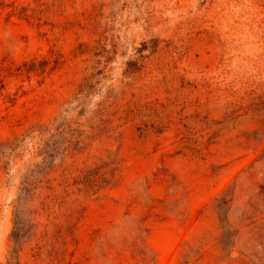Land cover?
Wrapping results in <instances>:
<instances>
[{
	"label": "rangeland",
	"instance_id": "rangeland-1",
	"mask_svg": "<svg viewBox=\"0 0 264 264\" xmlns=\"http://www.w3.org/2000/svg\"><path fill=\"white\" fill-rule=\"evenodd\" d=\"M0 264H264V0H0Z\"/></svg>",
	"mask_w": 264,
	"mask_h": 264
},
{
	"label": "trees",
	"instance_id": "trees-1",
	"mask_svg": "<svg viewBox=\"0 0 264 264\" xmlns=\"http://www.w3.org/2000/svg\"><path fill=\"white\" fill-rule=\"evenodd\" d=\"M38 171V170H35ZM34 170H31V173L28 175V179L29 176H31L33 174ZM31 181V180H30ZM32 183H29L27 181V183H25V191L26 194L28 195L30 192V187H31ZM26 199L25 196L23 197L22 200ZM29 221L24 218V216L21 214V211H19V209H17L16 211V221H15V227H14V231L12 233V239L14 240L13 243V247H12V259L16 258V254L18 253V251L20 250V245H21V241L22 239H25V237H27L28 233H29Z\"/></svg>",
	"mask_w": 264,
	"mask_h": 264
}]
</instances>
